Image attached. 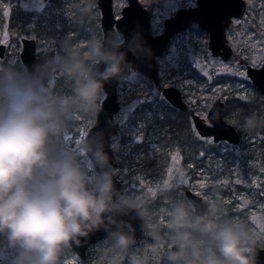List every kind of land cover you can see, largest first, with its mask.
<instances>
[{
	"label": "rangeland",
	"instance_id": "374dc122",
	"mask_svg": "<svg viewBox=\"0 0 264 264\" xmlns=\"http://www.w3.org/2000/svg\"><path fill=\"white\" fill-rule=\"evenodd\" d=\"M139 1L149 11V31L153 35L163 31V19L171 16L176 9L195 5V0ZM112 2L114 15L120 16L121 7L127 0ZM18 3L23 11L34 12L31 20L39 19L37 24L43 33L36 40V54L39 53L38 57L41 59L39 64L36 63V71L44 70L47 87L54 94L70 95L74 87L72 79L65 76L51 61L56 56H64L66 52H79L89 40L101 41L99 9L96 8L87 19H83L72 11L76 6L75 0H19ZM245 4L243 14L239 18H232L225 29L227 42L232 47L231 56L227 60L210 53L205 32L199 30L194 23L173 36L165 50L155 58L158 84L161 87L177 86L187 103L204 117L211 102L217 97L224 101L227 107L226 119L230 122L236 117L233 107L237 99L255 102V98H260L246 76L245 67L247 64L259 65L264 62V0H245ZM10 9L9 4L3 6L0 21H6ZM19 39L20 36L11 35L6 29L0 32V42L6 44L5 56L0 58V67L13 66L19 60ZM120 40L121 34L115 32L114 41ZM191 73L195 76L190 75ZM217 75L229 78L222 81ZM158 84H154L143 73L131 69L122 76L117 85L119 108L114 115L119 127L109 143L114 154L115 176L121 183L119 196L125 197L131 205L141 209L142 224L147 230L146 239L130 246L128 253L118 254L111 247L110 238L106 237L91 244L84 259H80L71 249L64 251L59 264H129L132 254L145 257L147 264H167L165 252L169 247L166 227L168 212L177 202L183 201L190 205L182 185L201 194L208 201L210 208L215 209V219L218 222L231 221L245 225L256 243L264 246V181L258 173L244 171L248 169L245 166L256 165V161L252 160L256 158L255 155L247 160L245 166H240L238 158L208 156L202 162L204 164L201 163L191 173L178 154L171 152L163 176L149 178L145 185H137L133 180L134 176L128 175L125 161L130 159L125 158L127 150L132 144L141 143V132L152 128L153 120L151 111L140 109L134 115L133 110L146 101H151L153 105L164 104ZM103 97L104 95L98 101L99 106ZM97 111L73 113V119L65 130L63 143L74 151L79 149L85 134L95 121ZM261 111L264 112V107ZM132 115L138 119L135 123L129 122ZM172 115L170 117L174 118ZM154 139L153 137L149 143L151 147L156 144ZM254 139L255 136H249L248 133L242 135V140ZM255 140V144L261 145L257 146V150L262 151L263 141ZM218 149L220 152H239V146H228L226 143H220ZM79 155L82 164L87 166L91 163L87 154L80 152ZM153 231L159 232L161 236L158 245L150 235ZM14 255V250L0 237V264H12Z\"/></svg>",
	"mask_w": 264,
	"mask_h": 264
},
{
	"label": "clouds",
	"instance_id": "9594fccd",
	"mask_svg": "<svg viewBox=\"0 0 264 264\" xmlns=\"http://www.w3.org/2000/svg\"><path fill=\"white\" fill-rule=\"evenodd\" d=\"M75 4L72 11L87 19L99 0ZM51 63L72 79L70 95L54 94L43 69L0 67V237L15 252L12 264H59L70 241L105 226V216L117 223L115 214L133 207L125 197L115 198V170L102 145L85 140L74 151L63 143L73 113H95L104 82L122 78L123 54L89 40L79 52H66ZM236 121L242 133L264 127L254 115ZM80 152L89 155L87 166ZM166 227L167 264L256 262V240L250 231L241 223L218 222L215 209L194 215L190 205L177 202L168 212ZM150 235L158 245L159 232ZM109 238L118 254L128 253L134 243L122 230L110 232ZM129 264H147V259L132 254Z\"/></svg>",
	"mask_w": 264,
	"mask_h": 264
},
{
	"label": "water",
	"instance_id": "95a60500",
	"mask_svg": "<svg viewBox=\"0 0 264 264\" xmlns=\"http://www.w3.org/2000/svg\"><path fill=\"white\" fill-rule=\"evenodd\" d=\"M244 0H196V5L189 8H179L176 13L164 19V31L152 35L149 32L148 11L138 0H127L121 7V15L117 18L113 14L112 0H99L101 42L105 47L117 50L124 56V73L128 70L142 72L157 82L158 73L154 57L160 54L173 34L185 29L189 22H195L207 29L210 33L209 49L213 55L227 58L229 46L223 36V26L227 24L230 15L239 16L242 13ZM115 29L121 33L122 40L115 42ZM18 58L24 70L36 71L37 42L34 37L21 36ZM6 44L0 42V58L5 56ZM104 65L100 68L103 70ZM247 74L256 88L264 95V63L259 67H248ZM121 78H112L104 82V97L101 100L94 123L85 134V140H94L102 145L103 151L109 157L111 168L114 167V154L109 145L111 138L116 134L119 122L114 119L118 111L117 85ZM162 94L177 108H185L180 90L175 86H166ZM223 101L216 98L207 111L208 123L198 114H192L195 128L200 135H212L213 140L225 139L230 143L239 140L235 127L222 117ZM88 155V154H87ZM89 156V155H88ZM98 171V169H97ZM113 182L119 198L120 181L113 176ZM184 195L194 207L195 215H206L210 208L206 201L190 189L184 190ZM105 226L95 229L86 236H80L69 242V247L80 259L86 257L87 248L106 237L110 232L122 230L133 237L134 243H139L146 237V229L142 224V212L137 206L127 209L123 213H116L112 223L105 216ZM120 225L121 227H118ZM257 256L255 264H264V247L256 244Z\"/></svg>",
	"mask_w": 264,
	"mask_h": 264
},
{
	"label": "trees",
	"instance_id": "16d2710c",
	"mask_svg": "<svg viewBox=\"0 0 264 264\" xmlns=\"http://www.w3.org/2000/svg\"><path fill=\"white\" fill-rule=\"evenodd\" d=\"M18 1L19 0H0V15L2 14V8L5 4L11 6L9 17L6 21L4 19H1L0 21V32L6 29L11 35L20 37L34 36L35 40H39L43 34L40 31V26L37 24L39 19L31 20V15H33L34 12L30 13L29 11H23L19 7ZM38 54L39 53L36 54L37 64H39L41 60L40 57H38ZM13 66L17 70H24L20 60H17ZM190 75L195 76L194 73H191ZM161 101H163V99ZM260 101L263 102L264 99L261 97ZM158 104L159 103L156 105ZM143 105L152 108L151 105L153 104L151 101H146ZM261 107H264V105H237L238 110L243 112L242 118L254 115L258 122H264V118H259V108ZM225 115L227 116V113H225ZM160 116L161 113H158L155 117L153 115L154 120H152V129L155 131V141H153L156 143L155 146L151 147L143 138L141 143L132 144L127 152L130 159L129 164L127 165L128 175L134 176L133 180L135 184L145 185L149 182V178L163 176L166 164L169 160L170 151L178 153L182 163L185 165L188 162L192 168L198 163V161H202L206 155L211 154L210 157H219L223 155L217 145L212 144L211 141L203 142L202 145H200L196 141L194 131L185 121H183L182 124L178 121V123L174 125L172 133L170 132L172 135L171 137L164 136V134H162L163 131L161 130L163 124L160 121ZM178 117L182 118V116ZM233 122L235 123L236 121L233 120ZM257 132L264 133V127H258L257 130L252 133ZM188 147H191L190 153H188ZM182 188H185V185H182ZM133 245L134 243L131 246ZM69 250V245L63 248L59 260H61L63 252ZM89 264L92 263L90 262Z\"/></svg>",
	"mask_w": 264,
	"mask_h": 264
},
{
	"label": "flooded vegetation",
	"instance_id": "af4514ba",
	"mask_svg": "<svg viewBox=\"0 0 264 264\" xmlns=\"http://www.w3.org/2000/svg\"><path fill=\"white\" fill-rule=\"evenodd\" d=\"M113 1V0H112ZM139 1V0H138ZM140 2V1H139ZM141 3V2H140ZM127 4V3H126ZM142 4V3H141ZM125 5V4H124ZM143 5V4H142ZM195 5H196V0H195ZM195 5H193V6H184L185 8H189V7H194ZM245 0H244V6H243V9H242V13H241V15L243 14V12H244V9H245ZM112 6H113V2H112ZM123 6V5H122ZM144 7V6H143ZM184 7H179V8H184ZM145 8V7H144ZM178 8V9H179ZM99 9V8H98ZM146 9V8H145ZM178 9H176V11L178 10ZM147 10V9H146ZM148 11V10H147ZM176 11L172 14V15H174L175 13H176ZM100 12V11H99ZM120 12H121V10H120ZM113 14H114V12H113ZM121 15V14H120ZM171 15V16H172ZM241 15H239V16H235V15H230L229 16V20H228V22H227V24L226 25H224L223 26V36H224V38H225V42H226V44L229 46V48H230V52H229V55H228V57L227 58H222L220 55H214V56H219L221 59H223V60H227L230 56H231V52H232V47L229 45V43L227 42V38H226V36H225V29H226V27L228 26V24H229V21L232 19V18H239ZM148 16H149V11H148ZM114 17L115 18H117V17H119V16H115L114 15ZM170 17V16H169ZM165 18H167V17H165ZM164 18V19H165ZM164 19H163V21H164ZM149 20H150V16H149ZM99 23H100V18H99ZM196 24L197 26H198V29L199 30H202L203 32H205V36L207 37V46H208V49H209V37H210V33H209V31L207 30V29H205V28H203V27H201V26H199L197 23H195V22H189L188 23V25H187V27L185 28V29H183V30H181V31H178V32H176L175 34H173L172 36H171V38L169 39V41L167 42V44H166V46L164 47V49H163V51L165 50V48L168 46V44L170 43V41H171V39H172V37L173 36H175L176 34H178V33H180V32H183V31H185L191 24ZM149 26H150V22H149ZM163 31H164V24H163ZM162 31V32H163ZM115 32H118L116 29H115V31H114V34H115ZM150 32V31H149ZM161 32V33H162ZM118 33H120V32H118ZM161 33H159V34H161ZM121 34V33H120ZM153 35V34H152ZM155 35H157V34H155ZM102 37V36H101ZM113 40H114V35H113ZM121 40H122V36H121ZM120 40V41H121ZM115 42H119V41H115ZM162 51V52H163ZM209 51H210V49H209ZM161 52V53H162ZM160 53V54H161ZM210 53L212 54V52L210 51ZM160 54H158L157 56H159ZM213 55V54H212ZM157 56H155L154 57V59L157 57ZM264 62H262V63H260L259 65H249V64H247L246 65V67H245V73H246V76L250 79V81H251V83L253 84V86L256 88V86L254 85V83H253V81H252V79L249 77V75L247 74V68L248 67H259V66H261L262 64H263ZM155 65H156V59H155ZM156 70H157V66H156ZM142 73V72H141ZM157 73H158V70H157ZM144 74V73H143ZM145 75V74H144ZM147 76V75H146ZM159 76V75H158ZM217 76H221V75H217ZM148 77V76H147ZM148 78H150V77H148ZM229 77H226L225 75H222V77H220L219 79L220 80H226V79H228ZM151 79V78H150ZM151 81L154 83V84H158V82H159V78L157 77V82H154L152 79H151ZM158 87H159V89L161 88V95H162V99H163V103L164 104H162V105H151L152 106V108H148L146 105H139L138 107H136L134 110H133V112H134V115H137V113L139 112V110L140 109H142V110H147V111H151V114H152V116L154 115V117L155 116H157V114L158 113H161V119H160V121L162 122V124H163V127L161 128V130L163 131L162 132V134H164V136H166V137H171L172 135L170 134V132L172 133V131H173V128H174V125L175 124H177L178 123V121H180L181 122V124H182V119H184V121L189 125V127L194 131V133H195V138H196V141L200 144V145H202V143L203 142H208V141H211V143L212 144H215V145H217V147L219 146V144L220 143H226V145H228V146H239V152L238 153H232L233 151H229V150H227V151H224V152H221V154H223L222 156H219V157H222V159L223 158H227V157H232L233 159L234 158H238L239 160H240V166H245L246 164H247V160H251V158H252V156L253 155H255L256 156V158H253L252 160L253 161H256V165H253L252 164V166L250 165V167L249 166H245L246 168H248V169H244V171H245V173H248V172H251V173H258L259 175H260V177L261 178H263V181H264V177H263V173H264V133H262V132H257V133H248V135L250 136H255V139H261L262 141H263V145H262V151L261 150H257V146H261V145H257V144H255V142H256V140L254 139V140H251V141H246V140H242V135H243V133L242 132H240V131H238L237 130V128H236V124H237V121L236 120H239L240 122L243 120V118H242V115H243V112L241 111L240 112V110H238V108H237V105H264V101L262 102V101H260V99H261V97L264 99V95L256 88V90L258 91V93L260 94V98H255V102L253 101V100H249V101H247V100H240V99H237L236 100V102H235V105H234V110H235V112H236V117H235V119H233V120H235L236 122L234 123L233 122V120H232V122H230V121H227V119H226V115H225V113H227V107L224 105V101L220 98V97H217V98H220L222 101H223V108H222V117H223V119L225 120V121H227V122H229L230 124H232L234 127H235V129H236V131L238 132V135H239V140L236 142V143H230V142H228L227 140H225V139H219V140H217V141H215V140H213V136L212 135H205V136H203V135H200L199 134V132L197 131V129L195 128V126H194V123H193V120H192V114H198L201 118H202V120L204 121V122H206V123H208L209 121H208V119H207V111H208V109H207V111H206V115H205V117L204 116H202V115H200L199 113H197L196 112V110L194 109V107L190 104H188L187 103V101L184 99V96H183V93H182V91H181V89H179L177 86H175V85H165V86H162L161 87V85H157ZM166 86H175V87H177L179 90H180V92H181V96H182V99H183V101L186 103V107L185 108H183V109H181V108H177V107H174L167 99H166V97L162 94V89L164 88V87H166ZM216 99V98H215ZM214 99V100H215ZM213 100V101H214ZM212 101V102H213ZM212 102H211V104H212ZM210 104V105H211ZM210 107V106H209ZM208 107V108H209ZM147 108V109H146ZM263 109V107H261V108H259V111H260V119H263L264 117V112L262 113V110ZM171 114H173L172 116L174 117V118H172V117H170V115ZM134 115H132L131 117H130V120H129V122H131V123H134L135 122V120H138L137 119V117L135 116V117H133ZM182 116V118H179V117H176V116ZM154 117H153V120H154ZM155 120H156V118H155ZM134 121V122H133ZM171 125H173V126H171ZM155 131L152 129V128H147L144 132H141V136L144 138V141L146 142V143H148V145H149V143L150 142H152V140H153V137L155 138ZM154 141H155V139H154ZM251 144H255L254 146H252ZM127 148H128V145H127ZM190 149H191V147H188V153H190ZM129 150H127V152H128ZM174 153L173 151H170L169 153ZM176 154H178V153H176ZM179 155V154H178ZM208 156H211V154H209V155H206L205 157H204V159L201 161H198V163L192 168L191 167V165L187 162L186 164H185V167L189 170V172H191V173H193V171H194V168H196V167H198L199 165H201V163L202 162H205L206 160H205V158L206 157H208ZM129 157V155L127 154L126 156H125V158L127 159ZM129 164V161H125V165H126V167H127V165ZM202 164H204V163H202ZM167 166H168V162H167V164H166V167H165V170H167ZM185 189H190L191 190V188H188V187H186L185 186ZM184 189V190H185ZM191 191H193V190H191ZM194 192V191H193ZM196 193V192H195ZM196 194H198V193H196ZM198 195H200L205 201H206V203H207V205L209 206V204H208V201L201 195V194H198ZM186 199H187V197H186ZM188 200V199H187ZM189 201V200H188ZM189 203H190V205L192 206V208H193V212H194V207H193V205L191 204V202L189 201ZM209 208H210V206H209ZM140 209V208H139ZM211 209V208H210ZM141 210V209H140ZM194 215H195V212H194ZM146 229V228H145ZM146 236H147V230H146ZM146 239V237L143 239V240H145ZM143 240H141L140 242H142ZM135 244V243H134ZM257 245H259V246H262V247H264L262 244H259V243H256ZM70 248V247H69ZM86 253H87V250H86Z\"/></svg>",
	"mask_w": 264,
	"mask_h": 264
},
{
	"label": "snow or ice",
	"instance_id": "6c2138e0",
	"mask_svg": "<svg viewBox=\"0 0 264 264\" xmlns=\"http://www.w3.org/2000/svg\"><path fill=\"white\" fill-rule=\"evenodd\" d=\"M167 184V183H166Z\"/></svg>",
	"mask_w": 264,
	"mask_h": 264
}]
</instances>
